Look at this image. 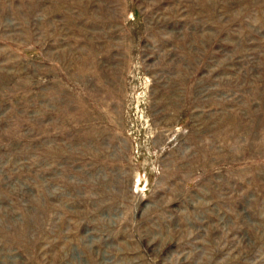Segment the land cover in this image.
<instances>
[{
    "label": "rangeland",
    "instance_id": "1",
    "mask_svg": "<svg viewBox=\"0 0 264 264\" xmlns=\"http://www.w3.org/2000/svg\"><path fill=\"white\" fill-rule=\"evenodd\" d=\"M0 264H264V0H0Z\"/></svg>",
    "mask_w": 264,
    "mask_h": 264
}]
</instances>
